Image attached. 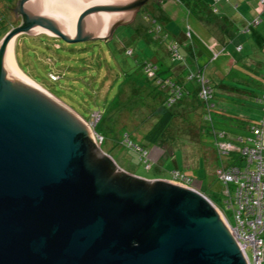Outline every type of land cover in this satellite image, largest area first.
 Segmentation results:
<instances>
[{"label": "water", "instance_id": "obj_1", "mask_svg": "<svg viewBox=\"0 0 264 264\" xmlns=\"http://www.w3.org/2000/svg\"><path fill=\"white\" fill-rule=\"evenodd\" d=\"M147 1L18 0L0 40V264H249L203 193L123 173L15 62L16 33L106 37Z\"/></svg>", "mask_w": 264, "mask_h": 264}, {"label": "rangeland", "instance_id": "obj_2", "mask_svg": "<svg viewBox=\"0 0 264 264\" xmlns=\"http://www.w3.org/2000/svg\"><path fill=\"white\" fill-rule=\"evenodd\" d=\"M2 1L0 35L4 36L19 25L20 17L15 15L18 0ZM236 2L237 0H156L140 11L137 10L127 22L114 25L110 40L69 43L45 31L16 33L13 43L15 62L22 73L70 108L89 126L98 150L123 173L147 181H160L171 179L172 172L178 170L189 177L191 185L202 191L233 223L231 210L225 202L223 185L215 178L219 160L213 151V136L205 135L198 129L203 114L198 111L185 113L178 118L176 125L169 127L171 137H162L157 144L147 143L143 139L144 134L155 121L160 109L158 105L156 108L150 105L151 95L144 96V101L139 92L133 90L135 85L129 74L134 71L135 75H140L143 69L141 71L139 65L142 63L153 67H157L159 61L172 65L181 64L180 55L187 52V47L192 44L196 47L197 42L193 41L195 28L206 32L209 25L207 22L210 20L208 17L217 18L224 13L234 22L238 16V9L234 6ZM254 4L255 2H250L252 7ZM151 14L154 18L149 16ZM158 16L163 19L166 29L160 25ZM202 21L205 23L204 27L199 25ZM237 23L238 20L235 21L236 25ZM157 25L168 34L164 40L162 31H154ZM149 28L152 33H148ZM173 37L182 42H176ZM206 39L204 37L202 45L207 44ZM242 39L251 42L249 33L240 35V40ZM172 43L178 45V56H171L169 45ZM128 50L132 53L129 54ZM207 50L210 52L208 48L205 51ZM237 55L243 56V61L246 62H252L253 59L261 62L254 61L253 73L243 75L246 78L244 84L226 82L232 92H220L221 99H214L215 107L234 117L256 119L261 115V107L254 103L255 96L249 90L258 95L264 91L257 87L259 82H263L264 52L262 48L260 51L257 48L254 53L245 48ZM208 59L205 56L200 59L203 61L200 63H207V75L214 69V61ZM230 64L228 61L223 62V69ZM257 71L261 73L256 75ZM253 79L256 80L249 83ZM189 85L195 87L197 83L190 81ZM236 89L247 91L238 96L233 91ZM159 98L161 99L158 96ZM94 112L99 114L97 119L93 117ZM149 114L152 116L147 119ZM229 121L226 115L213 113L216 128L229 133H243ZM127 141L146 150L147 161ZM147 162L150 164L149 168L146 167Z\"/></svg>", "mask_w": 264, "mask_h": 264}, {"label": "built area", "instance_id": "obj_3", "mask_svg": "<svg viewBox=\"0 0 264 264\" xmlns=\"http://www.w3.org/2000/svg\"><path fill=\"white\" fill-rule=\"evenodd\" d=\"M259 2L264 8V0H259ZM259 21V17H256L252 24L255 25ZM249 26L251 25L247 27ZM169 51L173 57L179 55L176 43L170 44ZM145 72L148 76H152L153 68L145 66ZM194 78L199 86L198 96L205 105V118L210 120V107L213 105L210 100L213 93L209 80L204 71L200 69L192 70L187 75L188 80ZM166 86L170 88L171 92L167 98V105H171L182 95V88L172 82H168ZM257 99L263 105L264 110V93ZM98 116L97 112L93 113L94 118L97 119ZM211 131L216 155L220 162L216 169V178L223 185L225 202L228 209L231 210L233 223L216 207L227 220L246 254L248 263L264 264V115L250 126L251 135L246 137L238 135L234 139L235 143L230 141L224 130L212 127ZM127 144L139 151L141 158L147 161L146 150L134 146L130 141H127ZM146 167H150L149 162L146 163ZM170 180L191 187V179L178 170L172 172Z\"/></svg>", "mask_w": 264, "mask_h": 264}, {"label": "crops", "instance_id": "obj_4", "mask_svg": "<svg viewBox=\"0 0 264 264\" xmlns=\"http://www.w3.org/2000/svg\"><path fill=\"white\" fill-rule=\"evenodd\" d=\"M226 2H229L230 0H225ZM250 2H255V4L253 5V7L250 5ZM3 1L0 0V6H2ZM236 8L238 9V16L237 19L234 20V22H232V20H230L231 18L229 17V15L227 13H224L222 16L217 17V18H213V22H210L209 25L206 28V32L204 31L201 32V30L195 28L194 30V35H193V41L200 43L201 45L197 44L196 42V47L195 45H191L189 47V52H192L193 55H195V57H193V55H191V53L187 52L182 54V56L180 57L182 62L181 64H170L173 68V72L174 73H180V71L182 70V68H185L188 71H192L195 69H198L200 66V59L205 56V58H209L208 60L210 61H214V69L209 71V75H207L206 73V69H207V63L202 64V68L203 71L206 75V78L209 80V84L211 86H214L215 84H217V94L219 95V93H229L230 91L232 92L231 88H228L229 85L225 84L226 80H231V82H234V84L238 83H245L244 80L246 79L245 77H243V75H247L248 73H253V64L254 61L257 62H261L259 60H254L252 62H246L243 61V56H241L239 58V61H236L235 58L237 53L242 52L245 48L250 49L252 51V53H254L256 51L257 48H259V51L262 48V51L264 52V8L262 7V5L260 4L259 0H237V2L235 3ZM253 8V9H252ZM214 12V11H213ZM259 17L260 21L258 22L257 25L252 26L251 28V32L249 33L251 36V42H246L245 39L240 40V35H243L244 33L238 34L240 33V28L247 25L249 22H251L254 18ZM20 20V19H19ZM211 20V19H210ZM209 20V21H210ZM238 20L237 25L235 24V21ZM201 25V27L205 26L204 21L199 22ZM236 25V27H234ZM230 30V31H229ZM190 33L188 32V37H190ZM205 35V36H203ZM244 35H248V34H244ZM204 37H206V41L207 44L202 45L203 42L202 40L204 39ZM174 38V37H173ZM176 40V42L181 43L182 40L174 38ZM110 40V39H109ZM246 42V43H245ZM200 46V47H198ZM209 49L210 52L205 51L206 48ZM201 48V49H200ZM202 50L203 54L200 53ZM234 50L237 52L235 53ZM207 54V55H206ZM201 56V57H200ZM15 58V55H14ZM220 59V60H219ZM16 61V59H15ZM227 62L231 63L229 65V67L223 69V62ZM256 62V63H257ZM264 63V62H263ZM17 64V63H16ZM18 66V65H17ZM256 67H258L255 64ZM233 67V73L231 74L232 77H230L228 75L229 70ZM19 68V67H18ZM222 72H220V70ZM237 69V70H236ZM218 72V74H220V76L216 73ZM264 72V71H263ZM256 75H258V73H261L259 71L255 72ZM218 75V76H215ZM264 75V73H263ZM219 78V79H218ZM255 78V77H253ZM215 79H217L218 81H216ZM256 79L251 80L249 83L254 82ZM249 81V80H248ZM247 81V82H248ZM262 81L263 82H259V84L257 85V87L259 86L260 89L262 90L264 89V76L262 77ZM234 92H237L238 96H242L244 95V89H241V91L239 90H233ZM257 96H259L258 94H256ZM261 95V94H260ZM256 96V99H257ZM219 99H221L220 95L218 97ZM217 98V99H218ZM255 99V97H254ZM213 109L216 110V107ZM212 109V110H213ZM220 109V108H219ZM206 112V111H205ZM215 111H210V117L211 119L208 120L205 118L206 113H203L202 115V122L208 125L210 134L209 136H213L212 135V127L214 129H218L215 127L214 123H213V113ZM220 115H223L221 112ZM225 113V112H223ZM225 115L228 118H235L232 115H228L225 113ZM263 115V111L261 109V115L256 118V119H252V122H256L261 116ZM238 118V117H236ZM241 119V118H238ZM230 124L238 127L240 129L241 132L243 133H229L226 130H224L225 132H227V137H229L230 141L234 142V139L236 136L238 135H243V136H247L249 135V131L247 130V128H242L236 125V123H234V121H229ZM249 125V124H248ZM213 151H215V147H214V138H213ZM215 156L216 153L214 152Z\"/></svg>", "mask_w": 264, "mask_h": 264}, {"label": "trees", "instance_id": "obj_5", "mask_svg": "<svg viewBox=\"0 0 264 264\" xmlns=\"http://www.w3.org/2000/svg\"><path fill=\"white\" fill-rule=\"evenodd\" d=\"M215 1H218V0H215ZM216 11H217V9H216ZM149 12L152 13L151 11H149ZM147 13H148V11H147ZM152 14H154V13H152ZM152 14L149 16L150 17L152 16V18H154ZM208 18L211 20L210 21L208 20L207 23L213 22V20H214L213 18H211V17H208ZM157 19L161 22L160 25L163 26L164 29H166L163 19L161 20V18L159 16L157 17ZM253 20L251 22H249L247 25L241 27L240 33H244V34L250 33L252 26H254L252 24ZM257 24H255V25H257ZM160 25H157L155 27L154 31H156V32L162 31V28ZM248 25H251V26L247 27ZM246 28H248V30H246ZM152 32L153 31L150 30V28H149L148 33H152ZM162 32L164 33V35L162 36V39L164 40L165 38H167L168 34L165 31H162ZM148 33H146V34H148ZM2 36H3V34L0 35V38ZM155 40H157V39H155ZM169 47H170V45H169ZM188 49H189V47H187V49H186L187 52H189ZM234 52L237 53L235 50H234ZM128 53L131 54L132 51L128 50ZM189 53H191V55H193L192 52H189ZM237 54H239V53H237ZM237 54H236L237 58H235V60L239 61L240 57ZM180 57H181V55H180ZM193 57H195V55H193ZM159 63H160V65H159ZM202 64H204V63H200L199 69L203 71ZM145 66H151V65H147L144 63L140 64L139 69L141 71L143 69V72L140 75H135V73H133L134 71H132L131 74H129V77L131 78L132 83L135 85L134 87H132L133 90L139 92L141 97H143V100H144V96L146 97V96L151 95L150 98H151L152 102L150 100V102H149L150 105H152L154 108H156L158 105V107L160 109V112L156 115L155 121L152 122L151 126L149 127L147 132L144 134V138H143L147 143L157 144V142L162 137H165V136L168 138L171 137L169 135V132H168L169 127L170 126L173 127L174 125H176V121L178 120V118L180 116H183L187 112H197V111L199 113L203 114V113H205L206 110H205L204 102L198 96L199 86H198L196 79L195 78L192 80L187 79V75L190 73V71L186 70L185 68H182L180 73H174L173 68L169 63H167L166 61L165 62L159 61L157 67L151 66L153 68V75L148 76V74L145 72ZM232 73H233V67L229 70L228 75L230 77H232V75H231ZM190 81H195L197 83V85L195 87H191L189 85ZM226 81L231 82V80L230 81L226 80ZM168 82H172L175 85H179L182 88V95L180 96V98L178 100H176L171 105H167V98L171 95L170 88L168 86H166V84ZM210 87L212 88V93H213L212 99L210 100V103L213 105L210 107V111L214 110L215 112H221L223 115H225V113H223L221 108L220 109L216 108V110L213 109V107L215 108L214 99L218 98L219 95L217 94V91H216V89H218L217 84H215L214 86L210 85ZM245 91H247V90H245ZM249 91L251 92V94L253 96H255V102L254 103H257L258 105H260V107L263 111V115H264L263 105L258 101V99H256L257 95L252 90H249ZM263 93H264V91L261 93V95ZM261 95L257 96V98H259ZM158 96L161 97V99L160 98L158 99ZM152 114H154V113H152ZM152 114L147 115L146 118L149 119L152 116ZM229 120L232 122L234 121V123H236V125L239 127H242V128L246 127L247 130L249 131V135H251L250 126L258 121L257 120L256 122H252V120H248L246 118L245 119H242V118L238 119L236 117L235 118H229ZM198 129L203 131L205 135L210 134V131H209L210 128H208V125L203 123V122H201V124H199ZM241 136H243V135H241ZM214 152L216 153V151H214ZM219 163H218V165H219ZM231 163H232V161H231ZM215 178H216V171H215ZM216 180H217V178H216ZM191 182H190V186L192 188L200 191L194 185H191ZM200 192L203 193L202 191H200Z\"/></svg>", "mask_w": 264, "mask_h": 264}, {"label": "flooded vegetation", "instance_id": "obj_6", "mask_svg": "<svg viewBox=\"0 0 264 264\" xmlns=\"http://www.w3.org/2000/svg\"><path fill=\"white\" fill-rule=\"evenodd\" d=\"M153 1H156V0H148L145 4H143V5H141L139 7L138 11H140L143 7L144 8L147 7L148 3H151L152 4ZM136 13H137V11L134 14H136ZM18 22L20 23V20ZM113 31L114 30H110V32L108 33V35L106 37H99L97 39L96 38H91V39H88V40H109V39H107V37H109L111 34H112L111 36H113ZM56 38L61 39L59 37H56Z\"/></svg>", "mask_w": 264, "mask_h": 264}, {"label": "bare ground", "instance_id": "obj_7", "mask_svg": "<svg viewBox=\"0 0 264 264\" xmlns=\"http://www.w3.org/2000/svg\"><path fill=\"white\" fill-rule=\"evenodd\" d=\"M14 43V40H13ZM13 56H14V49H13ZM15 59V58H14ZM20 70V69H19ZM21 71V70H20ZM22 72V71H21ZM24 74V73H23ZM25 75V74H24ZM26 76V75H25ZM27 77V76H26ZM28 78V77H27ZM30 79V78H29ZM31 80V79H30ZM33 81V80H32ZM34 82V81H33ZM35 83V82H34ZM37 84V83H36ZM38 85V84H37ZM39 86V85H38ZM41 87V86H40ZM42 88V87H41ZM45 90V89H44ZM46 91V90H45Z\"/></svg>", "mask_w": 264, "mask_h": 264}, {"label": "clouds", "instance_id": "obj_8", "mask_svg": "<svg viewBox=\"0 0 264 264\" xmlns=\"http://www.w3.org/2000/svg\"><path fill=\"white\" fill-rule=\"evenodd\" d=\"M163 180H168V179H163ZM168 181H171L170 179ZM172 182V181H171ZM175 183V182H174ZM214 204V203H213ZM216 206V205H215Z\"/></svg>", "mask_w": 264, "mask_h": 264}]
</instances>
